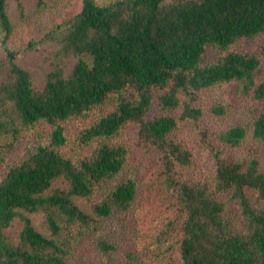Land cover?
I'll return each mask as SVG.
<instances>
[{
    "label": "trees",
    "instance_id": "obj_1",
    "mask_svg": "<svg viewBox=\"0 0 264 264\" xmlns=\"http://www.w3.org/2000/svg\"><path fill=\"white\" fill-rule=\"evenodd\" d=\"M17 3L24 15L21 0ZM43 4L38 0V6ZM0 23L8 66L0 82V152L16 146L24 133L39 139L24 159L0 171V264H70L73 244L87 230L130 210L137 180L103 185L115 180L128 160L130 147L113 139L130 122L139 124L141 141L163 153L160 177L177 198L178 216L162 233L179 231L180 264H264V166L255 158L245 164L218 151L213 186L178 176V165L194 168L196 161L171 136L181 121L203 114L194 101L206 88L236 82L239 92L264 103V43L260 54L236 48L243 39L264 34V0H82L81 9L58 24L66 26L59 54L77 60L69 72L61 64L49 70L42 88L9 44L14 26L8 0H0ZM209 48L218 56L208 61ZM154 98L162 112L150 118ZM182 102L179 117L163 113ZM108 103L113 107L72 145L82 151L66 154L63 148L71 140L64 122ZM212 109L226 112L224 105ZM253 125L254 136L264 140V107ZM218 135L238 146L247 127L233 126ZM57 181L66 185L55 186ZM99 187L104 195L96 200ZM247 188L257 191V199ZM226 191L237 199L236 213L218 196ZM79 198L92 201L90 212ZM39 211L46 214L47 230L39 229L30 215ZM16 220L23 225L12 237L7 230ZM116 247L99 240L105 252ZM128 258L135 256L129 252Z\"/></svg>",
    "mask_w": 264,
    "mask_h": 264
},
{
    "label": "rangeland",
    "instance_id": "obj_2",
    "mask_svg": "<svg viewBox=\"0 0 264 264\" xmlns=\"http://www.w3.org/2000/svg\"><path fill=\"white\" fill-rule=\"evenodd\" d=\"M24 15H21L17 0H8V10L14 26L9 40L11 47L18 51V63L30 70L34 84L42 88L49 70L57 64L64 66L69 72L77 58L59 54V37L65 32L58 24L72 18L82 7V0H43L38 6V0H21ZM4 32L0 23V82L7 72L6 53L1 46ZM264 43V34L254 38H245L236 48L260 54ZM218 56L214 48H209L205 59L213 60ZM260 77L264 78V60L261 64ZM159 91L155 90L156 95ZM224 105L226 112L217 114L213 107ZM194 106L201 107L203 114L198 119H186L171 136L185 148L193 152L196 165L194 168L177 166L178 176L201 179L210 185L215 183L216 153L221 151L225 158H231L247 164L251 159H258L260 166H264V140L253 134L255 116L262 110L264 103L256 102L251 96L239 92L236 82L215 85L204 89L194 101ZM113 107V103L94 108L86 117H74L66 122V134L71 140V146L64 147L68 155L80 153L72 147L77 143L81 132L102 113ZM184 109L183 102L176 108L163 113L179 117ZM162 112L158 100L153 103L148 112L151 118ZM246 126L247 135L238 146H232L221 141L219 133L233 127ZM49 130V125L42 123ZM49 126V127H48ZM139 124L127 123L121 134L113 141L125 142L131 150L128 160L115 180L104 183V188L111 187L121 180L133 178L138 181V193L130 210L125 214L111 215L100 219L99 228L87 230L73 245L70 254V264H180L179 237L177 229H170L167 235L162 230L169 220L178 216L177 198L168 189L160 177L163 153L157 147L145 144L138 137ZM48 133H45V139ZM43 141V140H42ZM39 142L37 135L24 133L20 142L10 150L1 151L0 171L8 169L7 163L16 164L27 155L28 148H35ZM91 149L87 146L86 150ZM0 155V156H1ZM65 186L57 181L55 186ZM249 196L257 199V191L247 188ZM103 190L99 187L95 199L103 198ZM228 204V210L238 211L237 199L232 191L218 194ZM78 203L88 212L92 210V201L79 198ZM36 226L41 230L46 228V214L43 211L30 214ZM22 222L16 220L7 232L16 237L22 228ZM180 226V222L177 223ZM109 240L117 247L105 252L99 248V240ZM132 252L135 259L128 258Z\"/></svg>",
    "mask_w": 264,
    "mask_h": 264
}]
</instances>
